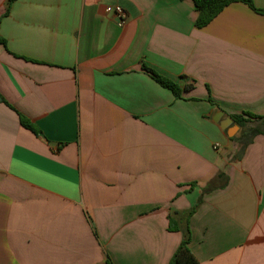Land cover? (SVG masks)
<instances>
[{
    "label": "crops",
    "instance_id": "1",
    "mask_svg": "<svg viewBox=\"0 0 264 264\" xmlns=\"http://www.w3.org/2000/svg\"><path fill=\"white\" fill-rule=\"evenodd\" d=\"M7 2L0 264H170V217L192 209L198 264H264V134L243 152L219 122L264 116V15L233 3L199 29L193 0Z\"/></svg>",
    "mask_w": 264,
    "mask_h": 264
},
{
    "label": "trees",
    "instance_id": "2",
    "mask_svg": "<svg viewBox=\"0 0 264 264\" xmlns=\"http://www.w3.org/2000/svg\"><path fill=\"white\" fill-rule=\"evenodd\" d=\"M17 0H8L7 2V11L5 15H8L10 9L14 2ZM183 1V0H179ZM244 3L247 4L252 10L255 12L264 15V9L257 8L251 0H193L196 12H197V19L195 25L197 28L202 29L208 26L226 7L233 3ZM0 44L6 45L5 40L0 38ZM144 70L162 87L169 89L176 98H182V89L180 86L170 80L169 78L165 77L164 75L160 74L159 72L149 68L144 67ZM189 86L188 88H191ZM187 88V89H188ZM0 99L2 102L6 103L9 107L16 109L8 103L4 97L0 95ZM20 118V123L23 127L29 129L35 134H40L39 129L37 128L36 124L32 122L28 117L23 115L20 112H17ZM233 122L237 124L239 127L242 128V133L239 138H236L241 144L243 145V152L245 148L252 143L253 138L257 135L264 134V116H258L253 113L245 112L240 115H233L232 116ZM225 177L224 174H221L219 178ZM195 212V209L187 213L182 214L181 219H175L174 217H170V229L173 231H183L184 238L179 246L177 252L175 253L174 257L172 258L170 264H198V260L193 255L189 248V244L191 242V230L188 226V218ZM178 215V214H176ZM183 218L187 221L185 225H182ZM106 264H112L110 260L107 261Z\"/></svg>",
    "mask_w": 264,
    "mask_h": 264
},
{
    "label": "built area",
    "instance_id": "3",
    "mask_svg": "<svg viewBox=\"0 0 264 264\" xmlns=\"http://www.w3.org/2000/svg\"><path fill=\"white\" fill-rule=\"evenodd\" d=\"M110 11L114 13V15H116V17L118 18L119 25L124 26V24L126 23V14L124 9L120 5H117L113 8H110Z\"/></svg>",
    "mask_w": 264,
    "mask_h": 264
},
{
    "label": "water",
    "instance_id": "4",
    "mask_svg": "<svg viewBox=\"0 0 264 264\" xmlns=\"http://www.w3.org/2000/svg\"><path fill=\"white\" fill-rule=\"evenodd\" d=\"M222 117H223V113L218 112V113H217V117H216L215 119H216V121H218V120L221 119ZM219 122H221V127H222L223 129H226V128H228V127L233 123V120H232L231 118L227 117V118H223V119L220 120ZM237 128H239V127H237Z\"/></svg>",
    "mask_w": 264,
    "mask_h": 264
}]
</instances>
